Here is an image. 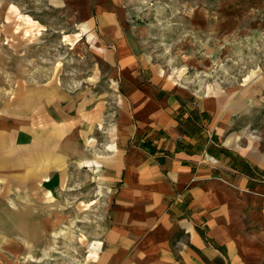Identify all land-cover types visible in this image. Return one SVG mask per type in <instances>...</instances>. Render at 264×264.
Here are the masks:
<instances>
[{
    "label": "crops",
    "instance_id": "1",
    "mask_svg": "<svg viewBox=\"0 0 264 264\" xmlns=\"http://www.w3.org/2000/svg\"><path fill=\"white\" fill-rule=\"evenodd\" d=\"M74 1L95 38L92 81L65 87V109L54 102L52 136L29 129L26 146V133L0 126V177L17 151L20 191L40 181L54 191L64 177L69 187L76 175L80 192L94 185L100 199L85 205L103 206V221L82 264H264V155L239 152L257 169L216 159L196 119L226 129L228 117L260 108L263 80L232 93L183 89L135 43L119 0ZM21 241L0 239V264H21Z\"/></svg>",
    "mask_w": 264,
    "mask_h": 264
},
{
    "label": "rangeland",
    "instance_id": "2",
    "mask_svg": "<svg viewBox=\"0 0 264 264\" xmlns=\"http://www.w3.org/2000/svg\"><path fill=\"white\" fill-rule=\"evenodd\" d=\"M119 4L135 43H143L183 89L232 93L263 80L260 108L256 104L254 112L228 117L226 129L205 127V113L196 117L211 155L236 169H257L239 152L257 148L264 155V0ZM77 6L73 0H0V126L20 133L18 138L26 133V146L33 136L29 129L46 137L61 127L52 125L48 115L56 112V101L65 109V87L76 90L92 81L86 79L96 70L95 38L78 21ZM53 149L62 153L65 166V144L55 143ZM6 154L11 161L0 177V239L21 236V264L85 263L103 221V206L85 202L99 200L100 193L90 191L92 183L89 191L80 192L77 175L69 187L64 177L54 191L45 190L41 181L37 190L20 191L15 163L20 153Z\"/></svg>",
    "mask_w": 264,
    "mask_h": 264
}]
</instances>
